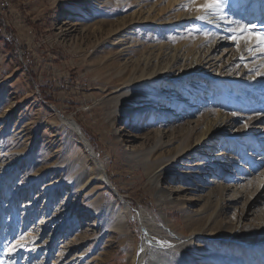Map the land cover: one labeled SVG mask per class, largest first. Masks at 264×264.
I'll use <instances>...</instances> for the list:
<instances>
[{"label":"rangeland","instance_id":"1","mask_svg":"<svg viewBox=\"0 0 264 264\" xmlns=\"http://www.w3.org/2000/svg\"><path fill=\"white\" fill-rule=\"evenodd\" d=\"M10 1L4 17L13 32L14 51L4 38L0 40V264H8L16 254L21 263L56 264L62 240L87 234L91 240L66 254L65 260L78 253L84 257L78 264H103L121 253L119 264H128L143 235L137 210L146 219L150 237L164 246L177 236L195 238L197 232L241 241L204 239L205 246L197 252H186V264L245 258L242 242H251L264 228V147L258 142L264 101L247 93L250 102H246L213 72L238 61L232 43L217 49L212 68H198L195 62L208 47L213 49L224 31L264 24L261 14L246 19L250 0L226 5L230 15L228 23L225 19L220 23L222 32L212 34L204 28L202 40L194 38L200 37L199 31L186 21L173 20L167 26L158 21L181 11L183 0ZM122 22L125 25L114 33V26ZM156 36L172 45L195 39L197 50L181 63L190 74L162 79L157 94L166 99L164 104L151 99L146 112L135 113L128 106V112L117 117L121 108L117 96L127 88L118 71L144 58ZM261 51L264 45L257 48V53ZM252 61L256 67L255 58ZM167 103L176 104L170 110ZM181 107L191 108L193 115L185 118ZM222 110L230 125L184 153L160 176L159 185L127 155L148 148L159 129L166 131L165 141L173 139L172 148L184 145L182 127L188 120L194 128L193 144L204 119ZM68 119L77 122L88 139V153L71 134ZM171 146L156 155L164 151L162 156H171ZM96 166H101L109 184L99 179ZM205 179L211 183H203ZM44 215L47 231L60 229L56 248L49 249L52 241L39 252L29 250L33 246L22 247ZM120 216H126L127 223L118 230ZM262 254L264 250L251 252L254 264H264ZM208 255L214 256L212 261L202 260ZM147 259L146 255L142 264Z\"/></svg>","mask_w":264,"mask_h":264},{"label":"bare ground","instance_id":"2","mask_svg":"<svg viewBox=\"0 0 264 264\" xmlns=\"http://www.w3.org/2000/svg\"><path fill=\"white\" fill-rule=\"evenodd\" d=\"M242 1L244 0H222V3L224 4L223 10L212 12L202 7L203 5L210 3L211 0H183L180 6L182 8V10L180 9L181 11L177 12V14L175 13L176 14L175 16H173L174 14L173 13L172 17H168L166 18V20L159 19L158 21L160 24L163 23L166 26L170 24L172 25L171 22H173V20L186 21L187 25L193 26L194 29H197V31H199L198 34L200 35V37L196 36L194 38L197 40H202V39H205L204 32H205V29H207V27H209L208 29L211 30L212 34L216 33L218 35L219 32H222L220 23L223 19L221 17L230 15L228 11L226 10V7H225L226 5L231 4L232 2L239 3ZM249 2H251V4L249 3L248 4L249 6H247V11L245 13L246 19H249L250 14L251 15L253 14L251 16V19L253 18V16H256L259 14H261V16H264V0H250ZM224 19H225V23H228L227 17ZM123 25H125V22H122L121 25L120 23H117L114 26V33L117 32V30L121 29ZM249 25H255V24L252 23ZM254 31L256 33H259L260 29H255ZM224 32L226 34L224 33L220 35L218 40H216V45L213 47V49H212V46L208 47L205 50V53L201 54V56L199 57V60H196L195 63L199 65L198 68H204L206 70L212 68V66L215 64L214 62L216 61L215 54H216L217 49H219V47L222 45H225L227 43H232L237 50L238 61L235 63H232L231 65L220 67L213 72L215 73L218 72L220 76L219 80L227 82V84L231 88H233L234 91L237 90L238 94H240L243 100H245L246 102L249 101L248 95H246L247 93H250L255 98H258L264 101V51L257 53V47H253L256 44L255 39L249 40L247 42L244 40H241L238 44L236 41H233L232 39L229 38L232 34H234L233 30L232 32L230 31H224ZM122 33H124V36L127 35V33L125 32H122ZM245 35H247V33H245ZM195 39L191 41L182 40L178 44L172 45L170 44L169 41H167V39H164L163 41H158L157 36H156L154 40L151 43H149L151 45L147 46L149 48H148L146 55L144 54L145 55L144 58H139L138 61L136 62L131 61V62H128L127 64L123 63L124 65L120 68L118 73L121 72L120 74H122L124 78L123 83L126 84L127 88H125L117 96L116 105L118 107L120 106L121 108L119 112L116 114V116L118 117L120 116V114L123 115L127 113L128 109L126 107L128 106H131L130 109L131 110L133 109L132 111L135 113H140L144 111L146 112L148 108V103L151 102V99L156 100L158 103L164 104L166 102V99H162L163 96L157 94L159 92L158 90L160 89V83L163 82L162 79L167 78V77L184 78V77L189 76L190 73H187V72L185 73V71L182 69L183 66H181L182 65L181 63L183 62L184 57L186 58L189 57V53L193 49L197 50V47H195V43H196ZM126 43L128 42L125 41V44ZM123 44L124 43H120V46H122ZM249 49H251V51H249ZM203 56L204 58H201ZM252 58H255L256 60V63H257L256 67L252 66L253 64ZM217 61L220 62L219 59ZM244 61H245V64H244ZM190 63H192V60L190 61ZM214 69L216 68H213V70ZM256 70H258L259 73L262 75H257V73H255ZM132 85H136V86L140 85L142 87H140V89H137V87L132 88L131 87ZM243 90L244 92H242ZM137 91L141 92L142 95L139 96L137 94ZM172 96H174V94ZM140 100H143V101H141V103L139 102L138 107L135 106V102L140 101ZM182 101L184 102V100ZM175 104L167 103L166 106L167 108L171 110V107H175L174 106ZM117 111H118V108H117ZM179 111H183L182 114L185 118L193 115V110H191V108L186 109L185 107H181ZM262 119H264V115ZM65 123L69 127L71 134L76 139L79 140V142L82 144V146L86 149L88 153V150L91 149L90 143L88 139L82 133L77 122H75L72 119H68L67 121H65ZM153 123L154 121L152 122V125ZM229 125H230V120L226 113V110H222L218 113L216 117L204 119L203 123L201 124L198 130L197 135L194 138L195 141L193 142V144L191 142V140L193 141V137H191V133L194 128L191 127V122L188 120L185 122V124L182 127V130L185 132L186 140H187L184 145L182 146L174 145L173 146L174 148H172L171 145H173L174 143L173 139L171 138L168 141H165L163 138L165 137L166 131H164V129H159L155 131L153 143L148 148L137 150V151L131 150L130 152L127 153V155L130 157L131 160L139 161L143 165L149 178L155 181V183L159 185L158 182H159L160 176H163L162 174L166 172L167 170H169L170 168L175 167L176 162L182 158V155L184 153L191 152L193 149L199 147L202 144L201 142L203 140L209 139L212 133L221 132ZM261 130L262 131L258 134L259 136L258 142L264 147V126L262 127ZM170 146H171L170 148L171 151L169 150L168 151L169 153L173 152L171 156H169L170 154L165 155V153L162 156L164 151L162 152V154L161 152H159L158 154L159 156L156 155L158 153L157 151H161L162 149H166L167 151V148H169ZM92 154L93 153L90 152L88 155L92 156ZM96 167H98L99 179L109 184L110 182L105 172L102 170L101 166H96ZM205 168L206 166H204L203 170H205ZM233 178L238 179V177L236 176H233ZM206 182L211 183V181H208L205 179V182L203 183H206ZM231 201L233 200L231 199L230 202ZM125 209L130 210V207L127 205V203L125 204ZM162 216L164 217L163 214ZM136 217L138 218L141 224L143 235L139 242L138 248H136V251L131 256L130 260H128V264H142L146 255L148 256V259L145 264H186L189 261L186 256V252H190V251L194 253L197 252L199 247L205 246L204 239H207L210 241L213 239L220 240V241L227 239V240H231L237 243H241V241H238V238L234 239L228 235H224V236L218 235V234L215 235L214 233H213L214 235H211V234H206V233L203 234L201 232H197V233H194V235H196L195 238H189V237L181 238L180 236H177L175 241H173L171 245L164 246L150 237L148 233V229H147V224L145 222L146 219H144L142 212L140 210H137ZM47 218L48 217H46V215L40 216L39 223H41V225H38V227L34 230L35 232L34 236L31 237L28 242L24 244L20 243L24 245V246L21 245L22 247H32L33 246L29 250L36 251L38 249L37 251L39 252L40 248L44 244L52 241L51 245L49 244V249L56 248L59 242H56L55 240H56L58 231H60V229L58 228L57 229L58 231H57L56 228L55 229L53 228L50 231H47L48 229L46 230L44 226ZM126 220H127L126 216L118 217V221H117L118 230H121L122 228L126 226V223H127ZM29 231L31 230H28V232ZM79 236L80 235H77V236H74L73 238L68 237L61 241L63 242V245L61 246L62 249H60L58 252L59 255L56 258L58 260V261L56 260L57 261L56 264H78L80 262L79 259L83 257L82 253H81L82 257H80L81 255L77 253V255L70 256L69 259L65 260L66 254H69L72 251L76 252L83 242L87 240H91L92 235L87 234L84 237H79ZM23 238L24 237H22V239ZM19 241L20 240L17 239L18 243ZM242 245H244V248L247 253V256L245 258H241L240 260L234 256L226 257V258L221 257L220 260L222 261V263L224 264H254L255 260L250 254L251 252L264 250V228L259 229V231L256 233V237L254 240H252L251 242H242ZM35 253L36 252H34V255ZM11 254L13 255L12 252ZM18 255L19 254H16L14 256L15 258L14 260L10 261L11 260L10 259L9 260L10 262H8V264H27L25 260L21 263L20 260L18 259ZM8 257H9V254H8ZM167 257H169L170 259H168ZM212 257L214 258V256H210V255L204 256L202 257V260L212 261L211 260ZM262 257L264 259V254H262ZM28 258H30V256ZM37 258L38 256L35 257V260ZM242 259H243V262H242ZM41 261L40 263L44 264V262H41ZM36 262L38 261H35V263Z\"/></svg>","mask_w":264,"mask_h":264},{"label":"snow or ice","instance_id":"3","mask_svg":"<svg viewBox=\"0 0 264 264\" xmlns=\"http://www.w3.org/2000/svg\"><path fill=\"white\" fill-rule=\"evenodd\" d=\"M206 10H210L212 12L222 11L224 4L222 3V0H211L210 3H207L202 6ZM222 19L226 18V16H222ZM259 27L260 31L259 33H256L254 30ZM247 33V35H245ZM233 41H236L238 44L241 40L249 41L252 39L256 40V44L253 47H260L261 45H264V25H241L238 26L237 30L234 31V34H232L230 37ZM251 51V49H249ZM257 75H262L258 73ZM247 127V125H245ZM15 250V246L12 249Z\"/></svg>","mask_w":264,"mask_h":264},{"label":"trees","instance_id":"4","mask_svg":"<svg viewBox=\"0 0 264 264\" xmlns=\"http://www.w3.org/2000/svg\"><path fill=\"white\" fill-rule=\"evenodd\" d=\"M0 10H1V4H0ZM9 12V10H7L6 12H5V14H4V16L7 14ZM4 20H5V17H4ZM5 23H6V25L8 24L7 22H6V20H5ZM8 29V28H7ZM10 32H11V35L10 34H8V33H6L5 31H3V26H2V24H1V22H0V40L2 39V38H4L6 41H5V44H7L8 45V47L12 50V51H14V39H13V32H12V30H9ZM2 37V38H1Z\"/></svg>","mask_w":264,"mask_h":264},{"label":"built area","instance_id":"5","mask_svg":"<svg viewBox=\"0 0 264 264\" xmlns=\"http://www.w3.org/2000/svg\"><path fill=\"white\" fill-rule=\"evenodd\" d=\"M0 4H1L0 22L3 26L4 31L11 35V32L9 31V29H7L6 23L4 21V14L7 10H9L11 8V1L10 0H2Z\"/></svg>","mask_w":264,"mask_h":264},{"label":"crops","instance_id":"6","mask_svg":"<svg viewBox=\"0 0 264 264\" xmlns=\"http://www.w3.org/2000/svg\"><path fill=\"white\" fill-rule=\"evenodd\" d=\"M121 255V253H117L116 257H113L110 260H106L103 264H119L121 261H123Z\"/></svg>","mask_w":264,"mask_h":264}]
</instances>
